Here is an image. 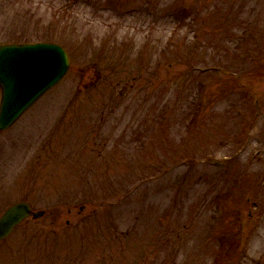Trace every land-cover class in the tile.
I'll use <instances>...</instances> for the list:
<instances>
[{"label": "rangeland", "instance_id": "rangeland-1", "mask_svg": "<svg viewBox=\"0 0 264 264\" xmlns=\"http://www.w3.org/2000/svg\"><path fill=\"white\" fill-rule=\"evenodd\" d=\"M26 42L71 64L0 132L9 264H264V0H0Z\"/></svg>", "mask_w": 264, "mask_h": 264}, {"label": "water", "instance_id": "water-1", "mask_svg": "<svg viewBox=\"0 0 264 264\" xmlns=\"http://www.w3.org/2000/svg\"><path fill=\"white\" fill-rule=\"evenodd\" d=\"M69 58L55 44L0 46V130L12 126L45 93L54 88L69 70ZM34 213L33 218L43 216ZM31 216L25 203H18L0 218V242Z\"/></svg>", "mask_w": 264, "mask_h": 264}, {"label": "flooded vegetation", "instance_id": "flooded-vegetation-1", "mask_svg": "<svg viewBox=\"0 0 264 264\" xmlns=\"http://www.w3.org/2000/svg\"><path fill=\"white\" fill-rule=\"evenodd\" d=\"M6 242V241H5ZM5 242L0 244V264H9V260H13V257H6V254L8 253V250H10V254H15L16 250L19 248L12 247V246H5ZM10 247V248H8ZM30 252H25V254H29ZM40 253V254H38ZM36 255H29V258L26 259L25 263L26 264H50L48 262L49 254L51 252L48 251H41L39 250ZM12 264H14L12 262ZM52 264H55L52 263ZM61 264V262H60ZM65 264H70V259L68 258Z\"/></svg>", "mask_w": 264, "mask_h": 264}, {"label": "trees", "instance_id": "trees-1", "mask_svg": "<svg viewBox=\"0 0 264 264\" xmlns=\"http://www.w3.org/2000/svg\"><path fill=\"white\" fill-rule=\"evenodd\" d=\"M196 11L194 12L193 10H191V9H189V7L188 6H183L182 7V10L180 11V12H174V16H179V15H181L182 16V18L184 19V21H186L187 19H189V16H191V15H195L196 17H192V19H193V21L194 22H196V23H198V20H199V18L197 17V15H198V13H197V9H195ZM226 71V69H224V72ZM230 74H232V73H230ZM203 92H205L204 90H202Z\"/></svg>", "mask_w": 264, "mask_h": 264}]
</instances>
